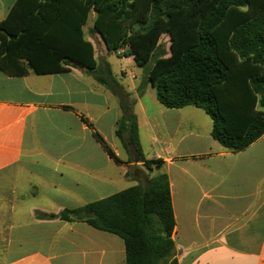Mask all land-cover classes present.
I'll return each mask as SVG.
<instances>
[{
	"label": "crops",
	"instance_id": "crops-1",
	"mask_svg": "<svg viewBox=\"0 0 264 264\" xmlns=\"http://www.w3.org/2000/svg\"><path fill=\"white\" fill-rule=\"evenodd\" d=\"M16 2L0 0V22ZM95 18L92 10L84 31L96 49ZM103 46L98 66L112 71L119 95L72 63L49 74L0 69V264H125L120 237L37 213L82 208L159 173L171 187L179 264H264V135L245 150L227 149L205 110L165 107L147 74L134 70L127 83L130 73L115 69ZM132 101L142 152L163 160L160 170L148 172L129 134L128 146L117 134Z\"/></svg>",
	"mask_w": 264,
	"mask_h": 264
},
{
	"label": "trees",
	"instance_id": "trees-1",
	"mask_svg": "<svg viewBox=\"0 0 264 264\" xmlns=\"http://www.w3.org/2000/svg\"><path fill=\"white\" fill-rule=\"evenodd\" d=\"M92 10L93 33L109 52L124 50L139 67L152 62L148 80L165 107L205 110L213 120V138L235 152L264 135V0H17L0 22V69L25 76L64 72L72 63L119 95V83L111 70L107 74L98 66L84 31ZM164 35L169 49L161 43ZM134 102L123 105L117 134L126 146L129 134L148 172L160 170L164 161L142 152ZM95 136L121 164L105 139ZM37 216L84 221L120 237L125 264H179L165 173L85 207Z\"/></svg>",
	"mask_w": 264,
	"mask_h": 264
},
{
	"label": "rangeland",
	"instance_id": "rangeland-1",
	"mask_svg": "<svg viewBox=\"0 0 264 264\" xmlns=\"http://www.w3.org/2000/svg\"><path fill=\"white\" fill-rule=\"evenodd\" d=\"M87 36L90 34L89 32H86ZM94 43L96 45V55L97 58L101 59L105 56V50H104V46H103V41L100 35L94 36ZM161 43H163L164 45H166L167 49H169L170 46V38L168 35H164L162 37ZM104 52V54H103ZM124 52V50L122 51ZM121 57H125L124 53L119 54V53H114L111 54V62L113 63L115 69H119L121 67H123L124 70L128 71V73H130L129 75V80L127 81V83H130V79H131V72L138 71L140 72L141 76L142 74L146 75L148 73V70L150 69V67L152 66V62L149 63L146 67H140V69L136 68L133 64L130 65L127 63V61ZM155 94V92H154Z\"/></svg>",
	"mask_w": 264,
	"mask_h": 264
},
{
	"label": "built area",
	"instance_id": "built-area-1",
	"mask_svg": "<svg viewBox=\"0 0 264 264\" xmlns=\"http://www.w3.org/2000/svg\"><path fill=\"white\" fill-rule=\"evenodd\" d=\"M123 50H121V51H119V54H122V53H124V52H122Z\"/></svg>",
	"mask_w": 264,
	"mask_h": 264
}]
</instances>
